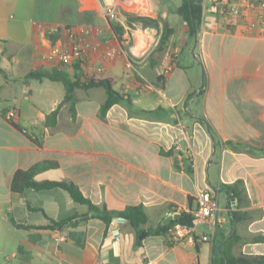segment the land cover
<instances>
[{
	"label": "crops",
	"instance_id": "1",
	"mask_svg": "<svg viewBox=\"0 0 264 264\" xmlns=\"http://www.w3.org/2000/svg\"><path fill=\"white\" fill-rule=\"evenodd\" d=\"M109 2L116 18L96 6ZM90 3L0 0V111L9 109L40 142L0 114V254L9 249V264H222L228 247L235 256L264 255V240L256 239L264 236V33L248 25L251 15L225 13L208 0L194 36L177 13L181 0ZM70 31L83 52L77 73L110 78L130 105L115 103L102 116L104 87L76 88L72 116L62 82L25 78L37 68L74 76L77 61L46 58L70 48ZM58 105L46 125L45 115ZM42 160L59 166L36 180L72 181L109 209L142 204L144 228L190 212L206 189L217 199V223L198 225L194 244L163 233L136 244L127 221L105 233V223L62 188L11 191L13 173ZM237 179L247 194L240 207L221 188ZM49 219L66 224L39 228ZM57 229L63 242L54 240Z\"/></svg>",
	"mask_w": 264,
	"mask_h": 264
},
{
	"label": "trees",
	"instance_id": "2",
	"mask_svg": "<svg viewBox=\"0 0 264 264\" xmlns=\"http://www.w3.org/2000/svg\"><path fill=\"white\" fill-rule=\"evenodd\" d=\"M204 12L203 0H181L180 6L177 8V13L183 18L186 22L189 34L194 36L195 33L199 29V25L201 22L202 14ZM167 34L164 35L162 41L160 42L159 49H162ZM130 62L133 64L135 61V57L130 51H127ZM82 60H77L74 64V68L76 73L73 77L63 68H37L29 71L26 75V79H35V80H43L44 78L52 80V81H60L64 84L65 87V95L62 100V103L66 102L69 104V112L72 116L75 115V89L82 88L88 89L91 87L102 86L106 92V98L103 104L100 107V115H104L105 112L115 103H126L130 105L129 96H124L119 93L113 87V82L108 77L102 76H92L89 78L82 79L81 75H79V68ZM0 74L4 75L5 71L0 67ZM162 78V77H161ZM162 80V79H161ZM60 105H58L53 111L49 114H46L44 117L45 124L49 125V123H53V120L56 118V115L59 111ZM9 109L1 110L0 114L9 121L15 128L20 131H23L28 137L40 144L39 140L33 136L27 134V131H24L17 123H15L12 119V116H8ZM172 150L163 151V154H170ZM59 163L54 160H42L34 163L30 167L26 169H17L12 176L11 179V191L15 193H24L27 189L32 188L36 191L47 190L52 188H62L66 190L71 198L80 204L87 206L88 210L93 213V216L99 218L105 223V233L108 231L109 225L113 218L119 217L124 221H127L136 231V244H140L141 241L151 234H159L163 233L167 235V231L170 228L171 224L175 222H179L182 224L190 225L192 221L191 212L180 211L181 215L177 219L171 220L167 224H160L155 228H144L143 226L147 223L148 217L144 210V206L142 204L137 205H127L122 209H109L106 205H97L94 204L89 198H87L78 185H76L72 181L67 180H53L46 179L42 181H38L35 179V176L43 172L45 170L58 168ZM221 188L229 194V197L236 202V207L243 206L247 203V194L241 179H237L232 183H223ZM191 202L192 198L189 197ZM235 215V213H234ZM236 218V216H235ZM11 222L21 228H30V225L23 223H16V221L11 218ZM66 223L63 221H55L53 219H49V223L47 225L39 226L42 229H56L61 228ZM257 240H264V236L257 237ZM235 241H237V236L233 235L230 238L229 246H231ZM222 264H264V255H246L241 254L235 256L231 253V249L224 251Z\"/></svg>",
	"mask_w": 264,
	"mask_h": 264
},
{
	"label": "built area",
	"instance_id": "3",
	"mask_svg": "<svg viewBox=\"0 0 264 264\" xmlns=\"http://www.w3.org/2000/svg\"><path fill=\"white\" fill-rule=\"evenodd\" d=\"M212 7L221 8L225 13H234L242 15H251L248 22L249 26L259 27L264 33V0H208ZM111 18H116L114 11L109 9ZM69 36L72 43L68 50L61 52L48 53L46 58L54 59L57 57L62 62H75L83 59L82 47L78 41L75 40L74 34L70 31ZM107 57H113V52H107ZM12 116V112L9 113ZM218 209L217 199L210 190H201L195 197V206L190 211L192 214V221L190 225L175 222L171 224L167 231V237L174 243L187 242L194 244L196 242L195 231L198 225H206L207 227H214L217 223L216 211ZM119 217L112 219L109 228L111 229L115 223L123 222ZM54 240L59 243L65 240V236L59 232V229L54 233Z\"/></svg>",
	"mask_w": 264,
	"mask_h": 264
},
{
	"label": "rangeland",
	"instance_id": "4",
	"mask_svg": "<svg viewBox=\"0 0 264 264\" xmlns=\"http://www.w3.org/2000/svg\"><path fill=\"white\" fill-rule=\"evenodd\" d=\"M42 0H37V4L39 3V2H41ZM93 1L94 0H91V3L90 4H87V6L88 7H95V4L93 3ZM124 5V4H123ZM97 7H98V9H101V11H102V14H103V16H105V17H108V18H111V16H110V13H109V9H111L112 11H115L114 13H115V15H116V13L118 14V10H116V8L109 2L108 4H106V5H103L102 7L99 5V4H97L96 5ZM101 7V8H100ZM127 9H129V8H127ZM14 13H15V11H11L10 12V14H11V16H14ZM5 258H11L10 257V252H9V249H5V251H4V253H1L0 254V264H9V261L8 260H6ZM13 258H11V260H12Z\"/></svg>",
	"mask_w": 264,
	"mask_h": 264
},
{
	"label": "water",
	"instance_id": "5",
	"mask_svg": "<svg viewBox=\"0 0 264 264\" xmlns=\"http://www.w3.org/2000/svg\"><path fill=\"white\" fill-rule=\"evenodd\" d=\"M181 215L179 213H174V214H171V215H167L162 223L163 224H167L168 222H170L171 220H174V219H177L178 217H180Z\"/></svg>",
	"mask_w": 264,
	"mask_h": 264
}]
</instances>
